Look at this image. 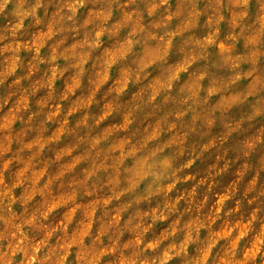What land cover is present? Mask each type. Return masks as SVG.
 Masks as SVG:
<instances>
[{
    "label": "clouds",
    "instance_id": "9594fccd",
    "mask_svg": "<svg viewBox=\"0 0 264 264\" xmlns=\"http://www.w3.org/2000/svg\"><path fill=\"white\" fill-rule=\"evenodd\" d=\"M0 264H264V0H0Z\"/></svg>",
    "mask_w": 264,
    "mask_h": 264
}]
</instances>
